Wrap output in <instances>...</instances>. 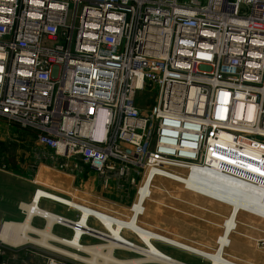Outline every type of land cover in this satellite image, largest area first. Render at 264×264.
Returning <instances> with one entry per match:
<instances>
[{
  "label": "built area",
  "instance_id": "1",
  "mask_svg": "<svg viewBox=\"0 0 264 264\" xmlns=\"http://www.w3.org/2000/svg\"><path fill=\"white\" fill-rule=\"evenodd\" d=\"M0 120L106 180L264 189V0H0Z\"/></svg>",
  "mask_w": 264,
  "mask_h": 264
},
{
  "label": "rangeland",
  "instance_id": "2",
  "mask_svg": "<svg viewBox=\"0 0 264 264\" xmlns=\"http://www.w3.org/2000/svg\"><path fill=\"white\" fill-rule=\"evenodd\" d=\"M32 152H34V155ZM36 154H39L38 156H41V158L49 157L44 147L36 141L31 133L27 134V132L19 130L14 125L0 120V227L6 221L22 222L25 219L24 214L19 209L22 202H37L38 206L44 209H47L45 204H48L53 207V210H47L54 214L61 212L70 219L78 220L81 215L77 210H70L59 203L46 201L54 197L53 193L70 200L79 201V203L95 208L105 214L108 211L109 214L113 215V218H117L119 221L131 222L129 217L133 216L132 205L138 199L139 187L146 188L145 184L148 181L143 183L147 174V171L143 168L131 171L129 175L123 177L110 174V178L106 180L104 176L99 175L90 166H85L76 160L79 165L85 168L87 173H90L87 174L89 177L85 176L78 179L74 177L73 172L68 168L67 160L57 158L54 162L50 159L48 164H45L35 158ZM41 168L49 172V179L42 180L40 177L38 179ZM158 178L162 181L156 184V188L151 189L152 196L148 198L149 200L146 203L147 214L141 216L139 224L142 225V228H148L150 232L151 230L156 231L157 234H160L163 238L165 237L164 239L168 240L169 238L170 243L158 240L155 241L154 245L171 256L189 264H210L205 262V258H211L209 257L211 256L210 252L218 246L215 240L223 233L224 228L222 226L228 221L226 218L231 220L233 217L230 207H227V210L224 207V213L216 216L215 208H212L211 211L206 209L207 206H210V201L200 200L197 197H193L194 199L189 201V197L187 198L182 193L186 190L180 184L163 179V177ZM55 180L60 181L61 184L58 182L55 184ZM217 181L220 180L217 178ZM159 185H164L169 188V191L162 193L158 188ZM235 185L237 186V184ZM251 189L252 193L249 189L250 196L255 194L257 201L264 197V189L258 187H252ZM37 191L38 193H36ZM242 213L240 215L237 213V216L230 223L231 244L247 243L249 244L248 250L242 253H234L235 248L228 250L222 255L224 262H226L225 264H235L236 261L264 264V218L243 216L244 213ZM208 214L209 217L210 215L212 218L215 217L214 221L207 219ZM215 221H218V223ZM203 224L209 225L210 228L207 231L206 229L201 231L202 228L199 229V227ZM44 225L45 220L42 218L35 222L37 228ZM91 225L98 229L102 228V225L95 219L91 221ZM112 230V232L116 231ZM209 231L214 236L212 239H206L204 235H208ZM54 233L70 241L85 245L102 244V241L96 238L87 237L61 224L56 225ZM196 233H200L205 237L203 242ZM124 236L128 240L139 244L131 231H128ZM183 247L193 251L184 250ZM0 249L3 253L2 260L6 264H50L52 260L56 264H81L33 245L13 248L1 244ZM196 250L198 252L202 250L201 253L205 254L204 258ZM234 254H236L235 259H233ZM117 257L124 260L140 258L138 255L126 250L118 252Z\"/></svg>",
  "mask_w": 264,
  "mask_h": 264
},
{
  "label": "bare ground",
  "instance_id": "3",
  "mask_svg": "<svg viewBox=\"0 0 264 264\" xmlns=\"http://www.w3.org/2000/svg\"><path fill=\"white\" fill-rule=\"evenodd\" d=\"M214 166L219 167V164L215 163ZM169 170L172 173V177H163V179L180 184L186 190L182 191V193L187 198L189 197V201L193 200V197H197L200 200H208L211 204L206 209H210L215 205L221 210H224V207H226V210L227 207H230L233 214H235L233 217H236L237 213L240 215L243 212V216L264 218V197L257 201L255 194L250 196L252 187L244 182H236L233 178L222 176L213 168L206 169L205 171L200 169H193L192 171L179 169ZM217 178L220 181H217ZM146 181V188L139 187L138 199L135 202L136 205H132L133 216L129 217L131 222H124L123 225L131 231L155 238L156 236L152 232L154 230L150 229V232L148 228H142V225L139 223L141 216H146L147 214L146 203L149 200L148 198L152 196V188H156V184L162 181V179L157 177L153 180L152 176H148L144 178L143 183ZM57 182L61 184L60 181L55 180V184ZM233 182L234 184H232ZM158 188L162 193L169 191V188L164 185H159ZM23 209L25 211V219L22 222L6 221V223L2 224L0 228L1 244L13 248H20L23 245H33L81 264H187L123 239L120 233L112 232L114 224L108 223V219L102 221L105 227L104 231L107 233L88 227V221L91 215L90 217L88 216L85 222L86 226L82 222L84 217L82 213L84 210H80L82 213L80 212L81 216L78 220L69 222L60 221L58 216L38 207L35 202L24 204ZM39 218L45 220V225L37 228L35 222ZM226 219L228 221L222 227L230 230V223L234 219ZM58 224L87 237L96 238L102 241V244L85 245L56 235L54 230ZM106 224L110 225V227H106ZM124 250L138 255L140 258H129L125 260L118 258L117 253ZM188 250L192 251V249Z\"/></svg>",
  "mask_w": 264,
  "mask_h": 264
},
{
  "label": "crops",
  "instance_id": "4",
  "mask_svg": "<svg viewBox=\"0 0 264 264\" xmlns=\"http://www.w3.org/2000/svg\"><path fill=\"white\" fill-rule=\"evenodd\" d=\"M26 132L27 131H25V133ZM28 133L29 132H27V134ZM44 150H46L47 154L49 155L48 158H46V157L41 158V156H38L39 154H36V157H35L37 160L41 161V163L44 162L45 164H48V162L50 161V159H52L55 162L57 158H61V159L67 160L68 168L71 170V172H73L75 178H78L79 179V178H83L85 176L86 177L87 176L89 177V175H87V174H90V173H87L85 171V168H83V166L79 165L78 161H76L74 159L69 160V159H66V158L57 157L54 152H52L50 150H47V149H44ZM32 153L34 155V152H32ZM39 177L42 180H47V179H49V172L47 170H44V169L41 168L40 171H39V173H38V179H39ZM46 201H50V202H54V203H59V204L64 205V206H69L72 210L73 209L74 210H77V211L84 210L83 213L80 211L84 215L82 222L85 224V222L87 221L88 216L90 217V215H91V217L89 218V221H88V227H91V228H93L95 230H98V231H101V232L107 233L106 231H104L105 227H104L102 221H105L106 219H108L109 220L108 223L114 224L113 229L116 230L115 233H120V235H121V237L123 239L128 240L124 236V234H127V232L128 231H131V230L128 229L125 225H123L124 222L119 221L117 218H113V215L112 214H109L110 212H108V211L105 214V213H103V212H101V211H99V210H97L95 208H92L90 206L87 207V206L79 203V201L77 202V201H75L73 199L72 200L67 199L64 196L58 195L56 193L54 194V197L53 198L47 199ZM35 203H37V202H35ZM37 205H38V203H37ZM134 205H136V203H134ZM38 207H40V206H38ZM45 207L47 209H49V210H53V207L51 205L45 204ZM41 208H43V207H41ZM212 208H215L214 209V212L216 213L215 214L216 216H220L221 213H224V211H225V210L218 209L216 205L215 206H212L210 209H208V211L209 210L211 211ZM47 209H45V210H47ZM49 210H47V211H49ZM49 212H51V211H49ZM51 213H53V212H51ZM59 214H63V213L60 212ZM209 214L207 215V219L209 218L210 220H213L214 221V218L215 217L212 218L211 215L209 217ZM54 215H56V214H54ZM233 215L235 216V214H233ZM234 218L235 217H232V219H234ZM93 219L97 220L102 225V228H101L102 230L94 227L93 225H91V221ZM235 221H237V220H235ZM215 222L218 223V221H215ZM106 227H110V225L106 224ZM209 228H210V226L209 225L207 226L206 224L205 225L203 224V225H201V227H199V229H201V231L203 229H206V231H207ZM152 232L156 236L155 238L154 237L147 236V235H144L142 233L139 234V233H136L134 231H131V233H133L135 235V238L137 240L136 242L139 243V244H136L135 243L136 245H138L140 247L141 246L142 247H145V248L150 249V250H152V251H154L156 253H161V254L166 255L168 257H171L173 259H177V260H179L181 262L187 263L185 261H182V260L178 259L177 257L171 256L170 254H168V253L164 252L163 250H161L159 247H156L154 245L155 244V241H158L159 240V241H162V242H165V243H170V241H168L169 238H168V240L167 239H164L165 237L163 238L160 234H157L156 231H152ZM200 233H196V235L198 236V238L200 240L202 239L201 240L202 242H203V238H205V237H206V239H208V238H211L212 239V237H214L213 234L210 231L208 232V235L204 234L205 237L203 235H201ZM169 237H171V236H169ZM162 238H163V240H162ZM128 241L134 243L131 240H128ZM231 241H232L231 232H230L229 229H226L225 228L223 230V233L220 236H218L217 239L215 240V243L218 246L215 247V250L214 251H211L210 252L211 253V256H209V257H211V258H205V262H208L210 264H225L226 262H224V259H223L222 255H224L228 250H231V249H234L235 248L234 253H236V252H241L242 253V252H246L248 250L249 244H247V243H244V244H231ZM197 244H195V245H197ZM183 249L184 250L185 249L188 250L185 247H183ZM192 251H190V252H192ZM201 251L198 252V250H196V252L199 253L200 255H202L203 258H204V255L205 254L203 255V253H201ZM235 258H236V254H234V256H233V259H235ZM234 261H236V260H234ZM187 264H189V263H187ZM235 264H251V263H248V262L240 263V262L236 261Z\"/></svg>",
  "mask_w": 264,
  "mask_h": 264
}]
</instances>
